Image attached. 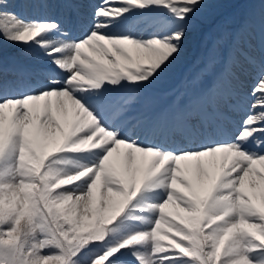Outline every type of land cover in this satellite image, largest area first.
<instances>
[{
    "label": "snow or ice",
    "instance_id": "1",
    "mask_svg": "<svg viewBox=\"0 0 264 264\" xmlns=\"http://www.w3.org/2000/svg\"><path fill=\"white\" fill-rule=\"evenodd\" d=\"M89 5L0 0V264H264V0ZM204 25L161 100L149 86ZM253 69L258 111L232 137Z\"/></svg>",
    "mask_w": 264,
    "mask_h": 264
},
{
    "label": "rangeland",
    "instance_id": "2",
    "mask_svg": "<svg viewBox=\"0 0 264 264\" xmlns=\"http://www.w3.org/2000/svg\"><path fill=\"white\" fill-rule=\"evenodd\" d=\"M228 7H229L228 5L223 6L220 9V11L222 12L225 9H227ZM13 10L16 11L18 14H23L25 16V18H28V16H29V14L26 11H23L19 8H15ZM206 11L207 10H202L201 12L197 13L196 21L198 24H200V17L202 15H205ZM206 31L207 30L200 28L197 31L189 32L187 36L191 35L193 37V39L191 38V40H189V43H187V41L183 42L182 48H181V53L177 57V59L175 61H173V63L168 67V69H166V71L163 74H161V76L158 77L157 80L154 81L152 85L149 86V90L152 93H154L158 98H160L161 100H164V98L166 97V94L173 93L176 90H178L181 87L182 83L190 77L191 73L196 71V69L198 67V61L200 60L202 54L197 55V53L195 51V44H196V41L201 40L199 52L203 53L204 35H205ZM199 32H201L200 35H199ZM6 44L7 43L3 44V51H4V54L6 57V63H9L11 60L14 61L13 64L20 65V66H24L21 60L27 61V63H33L34 59L25 55V48L22 45L20 46V48L10 47V48L5 49ZM190 44H192V45H190ZM37 51H39V50L37 49ZM194 53H195V55H194ZM85 58H87V57H85ZM250 73H251V71H249L247 73L248 77H250ZM255 75L257 77L256 71H255ZM244 79H245V77L243 76L242 80H244ZM253 85H255V86L257 85V78L254 80ZM252 87L253 86H246L245 87V85H243L241 82L240 87H239L238 97L241 95V92L245 91V89H250L249 91H246V92L252 93V89L254 88V87L253 88ZM162 88H164L165 90H159ZM156 91H159V94H157ZM168 99H170V97H168ZM253 101H254V97L252 96L250 98V103L252 104ZM234 103L236 104L237 101L235 100ZM250 103H246L244 105V108H242V109L239 107L238 113L232 111L228 114L229 116H232L231 117L233 120L232 125L233 126L235 125L237 128L235 131V134L239 130V126H240V123L243 120V118L247 114H249L250 111H258V109H256V110L251 109ZM236 108H237V104H236ZM235 134H233L232 137H234ZM125 260L128 261V260H130V258L125 257Z\"/></svg>",
    "mask_w": 264,
    "mask_h": 264
},
{
    "label": "bare ground",
    "instance_id": "3",
    "mask_svg": "<svg viewBox=\"0 0 264 264\" xmlns=\"http://www.w3.org/2000/svg\"><path fill=\"white\" fill-rule=\"evenodd\" d=\"M102 2V0H90V5H89V7H91V9H92V6H94V5H99L100 3ZM117 6H119V3L118 2H114V3H112V4H110L109 5V7H117ZM89 7H88V9H87V11L89 10ZM189 40H191V35L190 36H187V37H185V39H184V41H187V43H189ZM191 45V44H190ZM20 46L21 45H19V44H6L5 45V49L6 48H10V47H12V48H20ZM23 62V65L24 66H28V65H32V63H27V61H22ZM36 63V61L34 60L33 61V64H35ZM258 94V93H257Z\"/></svg>",
    "mask_w": 264,
    "mask_h": 264
}]
</instances>
